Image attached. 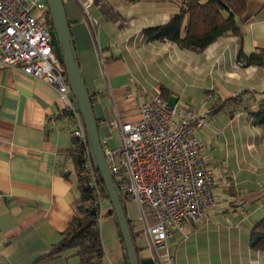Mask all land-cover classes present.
I'll list each match as a JSON object with an SVG mask.
<instances>
[{
  "label": "crops",
  "instance_id": "obj_1",
  "mask_svg": "<svg viewBox=\"0 0 264 264\" xmlns=\"http://www.w3.org/2000/svg\"><path fill=\"white\" fill-rule=\"evenodd\" d=\"M63 1L79 68L94 100L103 146L116 148L120 144L118 130L108 122L117 116L122 121H137L140 103L155 89L167 99L174 97V103L187 105L168 84L154 91L140 85L135 62L122 53L118 40L100 26L92 28L80 0ZM176 11L175 6L163 22L149 26L165 23ZM238 23L241 36H221L205 49L217 47L232 63L239 50L246 55L264 50V0H247ZM242 72L243 78L237 82L216 83L220 100L244 90L251 92L242 96L241 104L227 103L213 112V125L206 122L197 132L205 146V163L216 177L214 204L207 211V220L187 222L183 231L169 237L174 264H264V251L249 246L252 228L264 217V157L249 159L242 142L224 134L264 129L250 115L264 97L259 94L264 91V66H244ZM222 112L227 114V124L216 122ZM73 138L72 120L55 89L20 68L0 64V264H80L75 249L49 255L73 217L80 196ZM124 202L127 217L139 233V258H150L138 204L129 198ZM111 210V204L103 199L98 223L105 253L102 264H124Z\"/></svg>",
  "mask_w": 264,
  "mask_h": 264
},
{
  "label": "built area",
  "instance_id": "obj_2",
  "mask_svg": "<svg viewBox=\"0 0 264 264\" xmlns=\"http://www.w3.org/2000/svg\"><path fill=\"white\" fill-rule=\"evenodd\" d=\"M49 19L46 0H0V64L20 68L58 93L72 120L74 137L85 146L83 175L101 210L85 127L65 68L54 51ZM138 114L134 122L119 116L109 121L120 134V144L116 148L102 145V150L121 196L138 204L153 260L174 264L169 237L183 231L187 222L207 220V211L214 204L216 177L205 163V146L196 135L207 117L195 107L168 104L157 89L140 103Z\"/></svg>",
  "mask_w": 264,
  "mask_h": 264
},
{
  "label": "rangeland",
  "instance_id": "obj_3",
  "mask_svg": "<svg viewBox=\"0 0 264 264\" xmlns=\"http://www.w3.org/2000/svg\"><path fill=\"white\" fill-rule=\"evenodd\" d=\"M80 3L87 9L89 19L96 28L100 26L113 35L122 53L135 62L140 85L152 91L162 84L170 85L176 96L186 100L183 103L205 113L207 125H213V110L221 102L216 83L225 86L234 79L237 82L243 78L245 65L242 60L238 61L236 56L235 63H232L223 52L217 51V47L211 51L210 47L201 52H190L169 42L146 41L140 35L141 29L163 22L174 11L175 5L171 2L80 0ZM167 101L173 105L175 99L169 97ZM216 122L227 124V114L220 113ZM224 134L241 141L250 153L249 159H258L260 155L264 157V129Z\"/></svg>",
  "mask_w": 264,
  "mask_h": 264
},
{
  "label": "trees",
  "instance_id": "obj_4",
  "mask_svg": "<svg viewBox=\"0 0 264 264\" xmlns=\"http://www.w3.org/2000/svg\"><path fill=\"white\" fill-rule=\"evenodd\" d=\"M129 3L139 1L171 2L177 7V11L170 15L168 21L163 24L149 26L142 29L141 34L146 41H165L177 45L181 49L200 52L208 47L219 37L228 33L241 36L238 20L245 9L247 0H125ZM80 5V4H79ZM82 8V5H80ZM51 24V20L49 19ZM77 56V55H76ZM237 60H242L245 66H264V50H256L249 55L239 50ZM78 63V60H77ZM79 65V63H78ZM83 76V75H82ZM244 90L234 97L223 100L216 106L213 112L218 111L227 103L241 104L242 96L250 93ZM264 95V91L259 92ZM165 99L166 96L163 95ZM93 105V99L90 96ZM258 109L251 111L250 115L257 125L264 127V97L257 101ZM73 160L78 172V187L80 196L74 208L75 213L68 223L67 228L61 233V239L52 246L49 255H58L65 250L75 249L80 264H102L105 253L99 233L100 207L94 203L93 187L88 184L83 175L85 146L73 138ZM96 181L102 200L109 203L105 195V186L96 171ZM130 234L133 240L135 252L139 257L140 248L136 245L139 233L133 229L127 217L126 204L123 196L120 198ZM111 213L114 215L113 210ZM119 230V229H118ZM119 237L121 239L120 231ZM123 247V241L121 239ZM249 246L253 250L264 251V217L259 220L250 232ZM125 254V249L123 247ZM124 264L127 259L123 257Z\"/></svg>",
  "mask_w": 264,
  "mask_h": 264
},
{
  "label": "water",
  "instance_id": "obj_5",
  "mask_svg": "<svg viewBox=\"0 0 264 264\" xmlns=\"http://www.w3.org/2000/svg\"><path fill=\"white\" fill-rule=\"evenodd\" d=\"M46 3L51 20V36L54 51L65 68L71 94L85 127L87 146L92 166L103 181L105 195L108 197L112 206L114 220L120 231L123 247L125 249L124 257L127 259L128 264H156L152 257L140 259L135 252L129 225L120 201L121 192L114 185L111 178L102 150L98 122L95 117L93 105L82 72L77 63L73 36L64 1L46 0Z\"/></svg>",
  "mask_w": 264,
  "mask_h": 264
}]
</instances>
